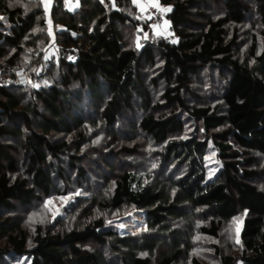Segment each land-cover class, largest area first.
<instances>
[{"label":"trees","instance_id":"1","mask_svg":"<svg viewBox=\"0 0 264 264\" xmlns=\"http://www.w3.org/2000/svg\"><path fill=\"white\" fill-rule=\"evenodd\" d=\"M66 1L53 0L51 33L43 0H0V71L22 65L35 80L0 86V258L209 264L191 256L196 235L219 240L238 221L241 249L210 243L215 258L264 264V0H159L171 7L163 12L175 40L138 16L134 0H79L75 11ZM53 42L58 54L46 59ZM201 80L212 102L187 98ZM160 81L156 102L151 89ZM127 110L136 114L129 136L116 130ZM104 130L106 141L91 145L90 135ZM147 142L159 148L150 171L103 158L143 157ZM93 158L106 168L91 173ZM59 181L85 191L68 208L78 221L38 225L30 236L13 210L60 193ZM124 206L145 210L147 232L123 236L95 215Z\"/></svg>","mask_w":264,"mask_h":264},{"label":"rangeland","instance_id":"2","mask_svg":"<svg viewBox=\"0 0 264 264\" xmlns=\"http://www.w3.org/2000/svg\"><path fill=\"white\" fill-rule=\"evenodd\" d=\"M159 0H147V2H155L158 3L159 7L161 8H168L171 10L170 6H165L163 7L162 5L159 4L158 2ZM79 0H67L66 1V7L70 10V11H75L78 7H79ZM44 3V7H45V0H43ZM48 3V7L46 9V14L48 17V21H49V30L51 33H53V26H52V20L50 17V9L53 3V0H47ZM212 2L209 1V5ZM137 4V3H136ZM139 4V3H138ZM137 4V5H138ZM140 5H144L142 3H140L138 5V16H140V12L143 11L145 9V5L144 8L142 9ZM212 7V6H211ZM213 9V8H211ZM169 12V11H167ZM165 12V14L167 13ZM141 17V16H140ZM170 23L167 22L166 19H164V23L161 25H155V31L166 36V38L170 39V40H175L176 37H174L173 31L171 29V27H169ZM61 27V26H59ZM244 28L243 31H245V29L249 28V22L240 26V30ZM243 33V32H242ZM263 43V42H262ZM249 43H246V45H248ZM245 51V50H244ZM241 53L243 54V52L241 51ZM45 58H50L53 59V55L58 54V49L57 46L55 45V43L53 42L50 46H48V48L46 49V53H45ZM243 56V55H242ZM157 65H159L158 60L156 61ZM47 67V61H46V65ZM44 67V69L46 68ZM24 68V67H23ZM146 72L149 73V75L154 76V73L158 72L156 69V66H148L146 68ZM28 73V71H27ZM153 73V74H151ZM28 75L30 76V74L28 73ZM205 76L204 74L201 75ZM200 77L195 78L196 82H199ZM198 79V81H197ZM202 81V80H201ZM35 83V80L32 78V84ZM203 84H195L194 82V88H193V92L192 94L190 93V95L187 96V98L191 97L192 99H194L196 101L197 97L199 98L198 100L201 101V99L204 100V98H208L211 100V102L213 101V94L211 93L212 90L210 89L207 90L206 88L209 87V85H207V83H205V81H202ZM165 85L163 84L162 81H160V85L158 86V88H155L154 90L151 89L152 91V97H153V101H158L162 99V92L164 89ZM215 93V92H213ZM197 96V97H195ZM136 109L140 108L139 104H136ZM136 114L134 111H125L123 116L120 118L118 125L116 126V130L119 131L120 133H122V135H124L125 133H127V135H131V127L129 126V123L131 124L135 119H136ZM186 117V116H185ZM189 128L184 129L180 135H189ZM125 132V133H124ZM124 133V134H123ZM95 135V136H94ZM110 135V132L105 131L104 133L100 134V132H94V134L90 135L91 141L90 144L91 145H98L100 143H103L104 141H106V139L108 138V136ZM54 138L57 139H64L66 138L69 141H72L74 139V137L72 135H65L63 133H58L56 135H54ZM93 140V141H92ZM148 143V142H147ZM143 143V149H144V154L142 155L143 157H140L139 155L136 158H124V157H118V156H114L112 154H108V156H102L103 158H106L109 162L113 163L117 168H121V166H132L134 168V166L138 169L141 170L143 172L147 171L149 168H156V166L154 165V159L152 157H150L151 153L156 152L159 148L152 144V143ZM102 153H106V150H104ZM214 154V155H213ZM94 159V158H93ZM99 159V162H102V160ZM96 163V165L92 164V167L90 168L91 173H97V168L99 167L102 170L104 168H106L104 163H97V158H95L94 160H92ZM206 161L209 165H214V162L216 161V150L213 148V146L211 145L208 149L207 152V156H206ZM149 167V168H148ZM141 168V169H140ZM214 168V167H213ZM212 168V169H213ZM154 170V169H153ZM150 171V170H148ZM152 172V171H151ZM76 181L75 178L73 179V182ZM87 182L89 183V185L92 188H95L97 186V183L92 182L89 180H87ZM78 183H74V184H60V181L57 183L58 187L60 188L61 192L56 194L53 193L51 195L48 196H41L39 200H37L36 202L32 203V205L29 208L26 207H21V206H16V208L13 210L12 215L13 217H22V222L21 224L23 225V227L28 231V233L31 235H33L35 233L36 227L38 225H42L43 227H46L49 223L54 224V227H59L60 222L63 220L65 221L67 224H73L75 221L77 222L78 219L75 216H72L69 213V209L71 205H74V201L76 200V202H80L81 203V196L83 195V193H85V191L81 188H78V186L76 185ZM67 185H71V188L68 187ZM104 193L108 192L109 189H105L103 188L102 190ZM79 192L80 195H75V193ZM63 197H70V199H68L67 201L62 200L61 198ZM76 198V199H75ZM48 201H51L52 203L47 204ZM47 204V207L45 206ZM68 206V207H67ZM87 205L84 204V207H86ZM67 207V208H66ZM95 215H100L102 217H104L105 219V223L106 224H112L114 225L115 229L119 232L120 235H126V236H136V235H140L144 232L148 231V221H147V216H146V212L145 210L142 209H138V208H134V207H129V206H124L120 209H110L107 211H97L95 210ZM120 225H123V227H120ZM239 228H240V222H235L232 227L230 228H226L224 227L222 232H221V239H213L211 237L205 236V235H200L197 234L196 238H195V248L194 250L191 252V256H197L199 257L202 261L207 262L209 264H220V262L215 258V255L212 252V248L209 247L210 243H218L219 245H221L222 247H224L226 250H228V248H230V250L233 253H238V251L241 249V243H237V236L239 234ZM197 237H199V239H197ZM3 244V240H0V245ZM9 258H6V260L4 258H0V264H6L8 263L9 260H7ZM13 261V260H12ZM29 260L25 257V256H19L17 257L13 263H17V264H29ZM174 264H190L189 261H180L178 263H174Z\"/></svg>","mask_w":264,"mask_h":264},{"label":"built area","instance_id":"3","mask_svg":"<svg viewBox=\"0 0 264 264\" xmlns=\"http://www.w3.org/2000/svg\"><path fill=\"white\" fill-rule=\"evenodd\" d=\"M137 3L145 4V9L140 12L141 17L149 18L153 25H161L164 23V12L161 7H152V2L147 0H136ZM32 83L31 76L22 65H7L0 71V86L13 85H30Z\"/></svg>","mask_w":264,"mask_h":264},{"label":"snow or ice","instance_id":"4","mask_svg":"<svg viewBox=\"0 0 264 264\" xmlns=\"http://www.w3.org/2000/svg\"><path fill=\"white\" fill-rule=\"evenodd\" d=\"M136 2V0H134V3ZM141 8L143 9L144 8V5H140ZM151 6L152 7H159L158 3H155V2H152L151 3ZM45 7L47 8L48 7V3H47V0H45ZM161 11H164V12H167V11H170V9L168 8H161ZM0 19H3L2 17H0ZM38 85H33V87H37ZM214 155V154H213ZM75 195H80L79 192L75 193ZM62 200L64 201H67L68 199H70V197H63L61 198ZM52 203L51 201H48L47 204H50ZM47 204L45 205L47 207ZM120 227H123V225H120ZM197 239H199V237H197ZM237 243H239V240L237 239Z\"/></svg>","mask_w":264,"mask_h":264},{"label":"crops","instance_id":"5","mask_svg":"<svg viewBox=\"0 0 264 264\" xmlns=\"http://www.w3.org/2000/svg\"><path fill=\"white\" fill-rule=\"evenodd\" d=\"M136 3H137V2H136ZM137 4H138V3H137ZM138 5H139V4H138ZM138 5H137V6H138ZM144 5H145V4H144ZM169 27H170V25H169Z\"/></svg>","mask_w":264,"mask_h":264}]
</instances>
